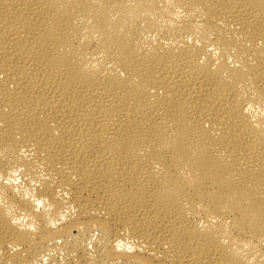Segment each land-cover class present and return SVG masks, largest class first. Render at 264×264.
<instances>
[{"label": "bare ground", "instance_id": "6f19581e", "mask_svg": "<svg viewBox=\"0 0 264 264\" xmlns=\"http://www.w3.org/2000/svg\"><path fill=\"white\" fill-rule=\"evenodd\" d=\"M0 264H264V0H0Z\"/></svg>", "mask_w": 264, "mask_h": 264}]
</instances>
